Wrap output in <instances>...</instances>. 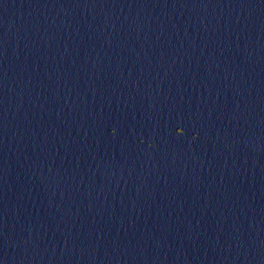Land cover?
<instances>
[{
    "label": "water",
    "instance_id": "obj_1",
    "mask_svg": "<svg viewBox=\"0 0 264 264\" xmlns=\"http://www.w3.org/2000/svg\"><path fill=\"white\" fill-rule=\"evenodd\" d=\"M0 264H264V0H0Z\"/></svg>",
    "mask_w": 264,
    "mask_h": 264
}]
</instances>
